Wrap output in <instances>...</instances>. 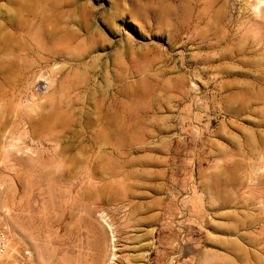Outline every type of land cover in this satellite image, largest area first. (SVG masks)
<instances>
[{"label":"rangeland","instance_id":"1","mask_svg":"<svg viewBox=\"0 0 264 264\" xmlns=\"http://www.w3.org/2000/svg\"><path fill=\"white\" fill-rule=\"evenodd\" d=\"M0 227V264H264V0H0Z\"/></svg>","mask_w":264,"mask_h":264},{"label":"built area","instance_id":"2","mask_svg":"<svg viewBox=\"0 0 264 264\" xmlns=\"http://www.w3.org/2000/svg\"><path fill=\"white\" fill-rule=\"evenodd\" d=\"M7 244H8L7 232L0 227V260L6 250Z\"/></svg>","mask_w":264,"mask_h":264},{"label":"bare ground","instance_id":"3","mask_svg":"<svg viewBox=\"0 0 264 264\" xmlns=\"http://www.w3.org/2000/svg\"><path fill=\"white\" fill-rule=\"evenodd\" d=\"M6 250H7V247H6ZM6 250H5L4 254H3L2 257H1L0 263H1V261H2V259H3V257H4V255H5V253H6ZM113 257H114V256H113ZM111 262H112V261H111Z\"/></svg>","mask_w":264,"mask_h":264}]
</instances>
